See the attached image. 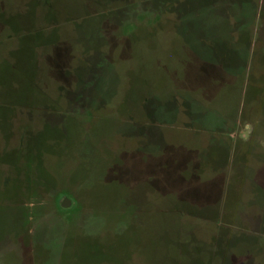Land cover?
<instances>
[{"label":"rangeland","instance_id":"obj_1","mask_svg":"<svg viewBox=\"0 0 264 264\" xmlns=\"http://www.w3.org/2000/svg\"><path fill=\"white\" fill-rule=\"evenodd\" d=\"M0 23V264H264V0Z\"/></svg>","mask_w":264,"mask_h":264},{"label":"crops","instance_id":"obj_2","mask_svg":"<svg viewBox=\"0 0 264 264\" xmlns=\"http://www.w3.org/2000/svg\"><path fill=\"white\" fill-rule=\"evenodd\" d=\"M0 25H4V24H1V23H0ZM3 27H5V25H4Z\"/></svg>","mask_w":264,"mask_h":264}]
</instances>
